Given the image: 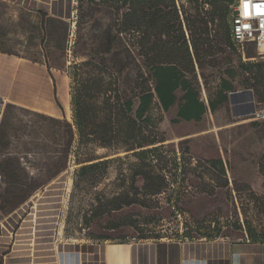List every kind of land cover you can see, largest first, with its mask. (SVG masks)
<instances>
[{"label":"rangeland","instance_id":"374dc122","mask_svg":"<svg viewBox=\"0 0 264 264\" xmlns=\"http://www.w3.org/2000/svg\"><path fill=\"white\" fill-rule=\"evenodd\" d=\"M43 1L56 0H0V52L44 66L54 84L58 78H65L69 93L66 72L72 63L89 60L108 46L110 50L104 56L112 57V0H82L81 3L71 0V13L63 16L41 8ZM175 1L190 44L192 39L182 12L194 15L193 10L189 11L192 5L188 0ZM217 3L207 1L201 15L220 8ZM230 19L231 16L221 19L218 15L213 18L207 25V33L201 36L205 44L197 46L199 65L194 63L192 67L184 62L180 69L193 89L197 88L196 79L200 75L208 96L213 99L217 83L228 79L233 92L250 91L256 106L264 109V55L249 45L242 57L229 40L228 43L223 40ZM142 30L144 44L139 53L161 55L165 51L162 41L166 38L162 33L150 31L147 25ZM141 36L131 33L128 37V47L138 58V64L142 62L136 55L140 49L137 40ZM189 52L193 57L192 48ZM135 69L123 67L117 75L124 100L131 95ZM248 101V95L241 96L235 101L239 106L233 107L229 95V103L219 108L212 121L208 116L211 129L227 128L191 138L188 136L200 131L191 125L173 123L172 112L164 113L152 107L146 113L149 125L143 135L156 145L144 149L156 148L159 157L149 156L144 162L121 149H103L90 144L78 148L76 134L67 149L63 127L48 120L52 117L48 112L3 103L0 110V264H29L30 258L32 264H50L52 244L163 239L264 243V120L233 116L245 111L246 106L241 104ZM137 104L135 101L134 110ZM61 109L57 119L71 123L70 105L66 112L63 106ZM76 159L112 161L79 176ZM53 191L59 202L54 227L48 236L43 232L45 215L41 203ZM111 197H120V201L137 200L141 205L122 206L112 211ZM34 203L35 206L40 203L37 213H32ZM15 213L21 216L9 228L6 222ZM29 214H40L37 217L41 222L24 235L25 247L20 256L12 257L23 221ZM118 220L125 224L112 229Z\"/></svg>","mask_w":264,"mask_h":264},{"label":"trees","instance_id":"16d2710c","mask_svg":"<svg viewBox=\"0 0 264 264\" xmlns=\"http://www.w3.org/2000/svg\"><path fill=\"white\" fill-rule=\"evenodd\" d=\"M76 1L81 3L82 0ZM188 1L192 5L189 11L193 10L194 15L185 10L182 13L185 15L186 27L192 39L190 44L185 38L183 25L179 21V12L176 9L175 0H112V12L114 14L112 57H105L110 50V46H108L105 50L97 52L96 56L93 55L89 60L72 63L66 72L69 78L68 94L70 97L71 123L53 117L47 118L52 123L63 127L67 149H70L74 134H76L78 148L90 144L103 149H121L125 153L132 152L133 156L142 162L149 156L159 157L156 148L144 149L145 146L156 145V142H148L143 135L149 125V118L146 117V113L152 107L160 109L157 107L156 100H158L162 110L167 111L176 102L174 92L177 89L184 92L181 99L185 100L186 103H191L195 99L197 93L189 84L180 67L184 62L190 63L192 67H194V63L199 65L197 46L205 44V39H202L201 36L207 33V25L217 15L221 19L231 16L232 7L236 2V0ZM207 1L210 3L218 2L217 4H220L221 7L214 8L212 11L206 12V16H202L203 5ZM165 8L169 10L165 11ZM39 14L42 18L45 17V13L39 11ZM230 24L229 27L225 26L223 40L227 43L229 40L232 48L237 51L231 40ZM144 25H147V28L154 33H162L163 37L166 38L162 41L164 44L162 47L165 48V51L161 55L145 56L139 53L144 44V31L142 30ZM131 33L137 34V36L142 34L137 40V46L140 49L136 54L142 59L140 64H138V58L128 47L130 44L128 37ZM102 34H106V32L103 31ZM179 41L181 43L179 47H176V43ZM189 48H192L194 52L193 57ZM132 66L136 68L135 80L133 79L130 97L124 100L118 88L117 75L121 73L120 70L123 67ZM219 84L220 89L217 90L215 98L220 104L228 99L223 92L228 89L232 91V85H230L229 80L225 79L221 80ZM135 101H138V104L134 110ZM188 115H184L181 110L177 114L178 118L185 120L194 116L191 111L188 112ZM172 122L177 123L176 120ZM111 161L112 159H96L80 162L79 159H76L75 163L79 166L76 174L82 176L86 172L94 171ZM109 202L113 206V209H110L112 211H118L122 206L137 203L141 205V202L137 200L120 201V197L114 199L111 197ZM98 203H101V199H98ZM122 224L125 223L118 220L111 228L115 229ZM250 242L263 243L254 240Z\"/></svg>","mask_w":264,"mask_h":264},{"label":"crops","instance_id":"0c3cea01","mask_svg":"<svg viewBox=\"0 0 264 264\" xmlns=\"http://www.w3.org/2000/svg\"><path fill=\"white\" fill-rule=\"evenodd\" d=\"M196 82L197 96L191 103L181 99L184 92L180 89L175 90L176 102L167 111H163L156 100L157 107L164 113L172 112L173 120L178 124L191 125L192 129L200 131L189 135L188 138L206 136L214 130L227 128L215 126V129H211L212 122L208 116L212 121L213 115L219 108L229 103V95L234 93L229 89L224 91L228 99L219 104L216 98L208 96L200 75ZM216 88L220 89L219 83ZM0 101L2 104L11 103L27 108H38L48 112L53 118H59L62 114L61 106L64 107L65 112L69 107L67 81L65 78H58L54 84L44 66L0 52ZM254 104L256 105L255 102ZM232 105L239 106L236 103ZM248 105L249 101L241 104L246 107ZM180 110L186 116H189L188 112L191 111L194 116L188 117V120L178 118L177 114ZM240 114L242 112L233 116L242 118ZM206 128L208 131L203 130ZM51 247L50 264H233L232 254L237 251L241 253L239 264H264V243L247 240L163 239L156 242L112 244H52ZM30 259L29 264H32V258Z\"/></svg>","mask_w":264,"mask_h":264},{"label":"bare ground","instance_id":"6f19581e","mask_svg":"<svg viewBox=\"0 0 264 264\" xmlns=\"http://www.w3.org/2000/svg\"><path fill=\"white\" fill-rule=\"evenodd\" d=\"M18 1L26 2V1H31V0H18ZM59 1L60 0H56L55 2L54 1H50V2L43 1L40 4V6H41V8H44V10H46L49 13L55 11L57 14H61L62 16L65 14L71 13L70 9L72 8V1L71 0H62L61 2H63V4H60ZM31 4H32V2H31ZM58 202H59L58 195H57V193L54 192L52 194L51 193L46 194L45 199L41 203L42 210H43L44 215H45V219L42 221L45 223L43 232H46L48 234V236L51 235V231L54 227V219L56 218V214H57V210H58ZM39 204L40 203H38V205L35 206V203H34V205H33L34 211H32V213L36 212V210L41 208V207L39 208ZM19 216H21V215L15 213L14 218L11 221L6 222L7 227L11 228L13 226L14 222H16L18 220ZM37 216H41V215L40 214L39 215L29 214L28 217L25 218V221H23L22 229L20 230L21 235L18 236L17 242L14 245V248L12 251V254H13L12 257L20 256V253L24 250L25 246L23 245V243H24V239L26 238L24 235L26 233H28L27 231L29 229L33 231V228L36 226L37 222L38 223L41 222ZM27 239H29V238H27ZM28 243H29V241H28ZM26 248H27V246H26ZM29 257H31V256H29Z\"/></svg>","mask_w":264,"mask_h":264},{"label":"built area","instance_id":"2783aa9c","mask_svg":"<svg viewBox=\"0 0 264 264\" xmlns=\"http://www.w3.org/2000/svg\"><path fill=\"white\" fill-rule=\"evenodd\" d=\"M240 0H236L232 7L231 14V40L234 43L237 52L245 57L247 46H252L259 54L264 55V47L258 46V41L264 38V24H261L262 17L256 16L254 11L250 8L249 16L253 19H246L243 16V10L239 7ZM251 25V27H248ZM247 26V27H246ZM254 104V102H253ZM250 118L252 121L264 120V109L258 108L254 104V110L244 116ZM248 120V119H247Z\"/></svg>","mask_w":264,"mask_h":264},{"label":"clouds","instance_id":"9594fccd","mask_svg":"<svg viewBox=\"0 0 264 264\" xmlns=\"http://www.w3.org/2000/svg\"><path fill=\"white\" fill-rule=\"evenodd\" d=\"M239 7L243 10V16L246 19H253L254 17L249 16L250 8L254 11L256 16L262 17L261 24H264V0H240ZM248 27H251L249 25ZM259 47H264V38L258 41ZM241 253L239 251L232 254L233 264H239Z\"/></svg>","mask_w":264,"mask_h":264},{"label":"water","instance_id":"95a60500","mask_svg":"<svg viewBox=\"0 0 264 264\" xmlns=\"http://www.w3.org/2000/svg\"><path fill=\"white\" fill-rule=\"evenodd\" d=\"M248 95L249 96V105L246 107L247 109L240 114L242 117L246 116L247 114L251 113L254 110V104H253V97L250 94V91H243V92H234L230 95V103L234 104L236 99ZM2 106V101H0V110Z\"/></svg>","mask_w":264,"mask_h":264},{"label":"snow or ice","instance_id":"6c2138e0","mask_svg":"<svg viewBox=\"0 0 264 264\" xmlns=\"http://www.w3.org/2000/svg\"><path fill=\"white\" fill-rule=\"evenodd\" d=\"M247 27V26H246Z\"/></svg>","mask_w":264,"mask_h":264}]
</instances>
